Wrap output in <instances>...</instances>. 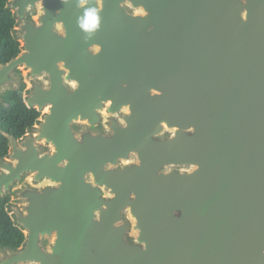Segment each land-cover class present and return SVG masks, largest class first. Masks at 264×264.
<instances>
[{
	"label": "water",
	"instance_id": "1",
	"mask_svg": "<svg viewBox=\"0 0 264 264\" xmlns=\"http://www.w3.org/2000/svg\"><path fill=\"white\" fill-rule=\"evenodd\" d=\"M5 9L19 52L0 104L24 83L39 114L19 137L0 127L23 233L0 264H264V0Z\"/></svg>",
	"mask_w": 264,
	"mask_h": 264
},
{
	"label": "trees",
	"instance_id": "2",
	"mask_svg": "<svg viewBox=\"0 0 264 264\" xmlns=\"http://www.w3.org/2000/svg\"><path fill=\"white\" fill-rule=\"evenodd\" d=\"M7 0H0V63L8 61L19 52V42L11 35L14 19L11 11L5 9ZM25 84L18 91H8L0 104V127L19 137L31 125L38 112L29 109L24 101L22 92ZM8 150L7 139L0 134V157ZM8 198L0 199V246L16 248L23 240V233L13 225L5 210Z\"/></svg>",
	"mask_w": 264,
	"mask_h": 264
},
{
	"label": "clouds",
	"instance_id": "3",
	"mask_svg": "<svg viewBox=\"0 0 264 264\" xmlns=\"http://www.w3.org/2000/svg\"><path fill=\"white\" fill-rule=\"evenodd\" d=\"M146 14V13H145ZM99 26V16L98 12L95 8L88 9L85 13L84 19L80 21V27L84 29L85 31L91 33L95 29H97ZM98 50V49H97ZM76 85L73 84V87ZM45 111H48V109H45ZM123 111L128 112V109L125 108ZM123 123V121H121Z\"/></svg>",
	"mask_w": 264,
	"mask_h": 264
},
{
	"label": "flooded vegetation",
	"instance_id": "4",
	"mask_svg": "<svg viewBox=\"0 0 264 264\" xmlns=\"http://www.w3.org/2000/svg\"><path fill=\"white\" fill-rule=\"evenodd\" d=\"M6 198H8V200H7V201H9V200H10V196H7ZM6 198H5V199H6ZM7 201H6V202H7ZM5 204H6V203H5Z\"/></svg>",
	"mask_w": 264,
	"mask_h": 264
}]
</instances>
